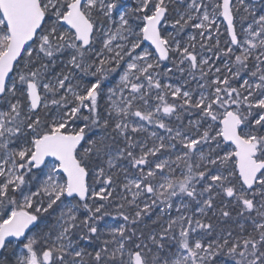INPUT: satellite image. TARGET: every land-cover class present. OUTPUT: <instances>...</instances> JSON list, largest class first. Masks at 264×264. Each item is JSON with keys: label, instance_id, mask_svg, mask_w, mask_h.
Segmentation results:
<instances>
[{"label": "snow or ice", "instance_id": "obj_1", "mask_svg": "<svg viewBox=\"0 0 264 264\" xmlns=\"http://www.w3.org/2000/svg\"><path fill=\"white\" fill-rule=\"evenodd\" d=\"M0 264H264V0H0Z\"/></svg>", "mask_w": 264, "mask_h": 264}]
</instances>
